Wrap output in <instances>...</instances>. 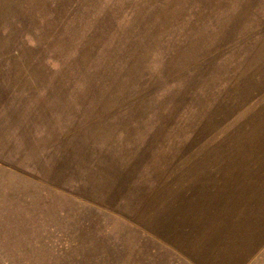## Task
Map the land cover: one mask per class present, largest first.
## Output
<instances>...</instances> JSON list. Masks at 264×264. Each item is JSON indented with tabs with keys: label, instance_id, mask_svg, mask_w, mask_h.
Returning <instances> with one entry per match:
<instances>
[{
	"label": "rangeland",
	"instance_id": "obj_1",
	"mask_svg": "<svg viewBox=\"0 0 264 264\" xmlns=\"http://www.w3.org/2000/svg\"><path fill=\"white\" fill-rule=\"evenodd\" d=\"M263 151L264 0H0V264H175L151 186Z\"/></svg>",
	"mask_w": 264,
	"mask_h": 264
},
{
	"label": "crops",
	"instance_id": "obj_2",
	"mask_svg": "<svg viewBox=\"0 0 264 264\" xmlns=\"http://www.w3.org/2000/svg\"><path fill=\"white\" fill-rule=\"evenodd\" d=\"M251 154L256 164L207 168L193 154L166 168L172 183L151 186L160 206L150 232L175 264H264V151Z\"/></svg>",
	"mask_w": 264,
	"mask_h": 264
}]
</instances>
